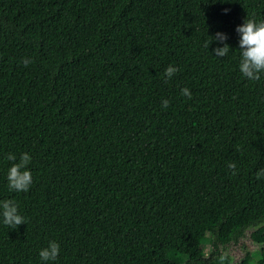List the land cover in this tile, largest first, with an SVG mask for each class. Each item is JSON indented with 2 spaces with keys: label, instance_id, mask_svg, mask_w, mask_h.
I'll return each instance as SVG.
<instances>
[{
  "label": "trees",
  "instance_id": "trees-1",
  "mask_svg": "<svg viewBox=\"0 0 264 264\" xmlns=\"http://www.w3.org/2000/svg\"><path fill=\"white\" fill-rule=\"evenodd\" d=\"M248 17L264 0H0V199L26 217L0 224V264H41L52 239L55 264H230L246 230L264 243V77L233 52ZM21 152L33 184L10 192Z\"/></svg>",
  "mask_w": 264,
  "mask_h": 264
},
{
  "label": "clouds",
  "instance_id": "clouds-1",
  "mask_svg": "<svg viewBox=\"0 0 264 264\" xmlns=\"http://www.w3.org/2000/svg\"><path fill=\"white\" fill-rule=\"evenodd\" d=\"M215 2V0H213ZM227 11V9H225ZM239 34L238 49L233 52L238 57L236 68L241 78L249 82L260 81L264 77V19L245 18L244 21L236 27ZM227 37L224 33L216 32L205 39L204 47L209 48L211 44L216 46L211 51L216 57H224L229 54L230 46L226 43ZM22 63L28 66L32 59L23 58ZM178 71L177 66L169 65L164 70V78L171 79ZM180 95L191 98L192 93L188 87L180 89ZM169 100L164 99L161 107L168 108ZM6 159L11 162L6 172V186L10 192H28L33 184L32 171L29 167L32 156L29 152H21L19 156L15 153H8ZM228 168L235 174V163H229ZM257 178H264V168L256 170ZM26 217L20 211L17 202L11 198L0 199V224L16 229L25 224ZM61 252L60 244L52 239L47 245L40 248L38 257L41 264H55ZM202 255L207 256V251Z\"/></svg>",
  "mask_w": 264,
  "mask_h": 264
},
{
  "label": "rangeland",
  "instance_id": "rangeland-1",
  "mask_svg": "<svg viewBox=\"0 0 264 264\" xmlns=\"http://www.w3.org/2000/svg\"><path fill=\"white\" fill-rule=\"evenodd\" d=\"M254 228L246 230L245 236L240 240L239 243L228 244L224 248H221V253L227 255L230 259V264H235L242 258H250L252 264L256 263L257 257L260 253L261 247H264V243H256L249 236ZM207 253L209 252L210 246L208 242H205L204 246Z\"/></svg>",
  "mask_w": 264,
  "mask_h": 264
}]
</instances>
